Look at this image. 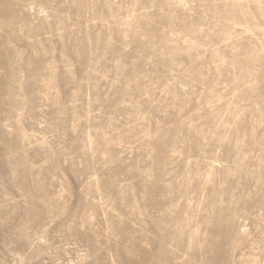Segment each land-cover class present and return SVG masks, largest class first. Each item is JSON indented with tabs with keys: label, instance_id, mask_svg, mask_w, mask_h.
<instances>
[{
	"label": "rangeland",
	"instance_id": "374dc122",
	"mask_svg": "<svg viewBox=\"0 0 264 264\" xmlns=\"http://www.w3.org/2000/svg\"><path fill=\"white\" fill-rule=\"evenodd\" d=\"M0 264H264V0H0Z\"/></svg>",
	"mask_w": 264,
	"mask_h": 264
}]
</instances>
